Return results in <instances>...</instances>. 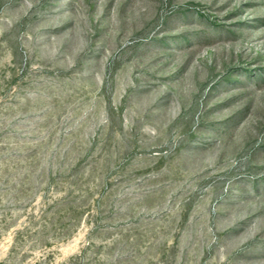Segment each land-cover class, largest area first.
<instances>
[{"label":"rangeland","instance_id":"obj_1","mask_svg":"<svg viewBox=\"0 0 264 264\" xmlns=\"http://www.w3.org/2000/svg\"><path fill=\"white\" fill-rule=\"evenodd\" d=\"M0 264H264V0H0Z\"/></svg>","mask_w":264,"mask_h":264}]
</instances>
